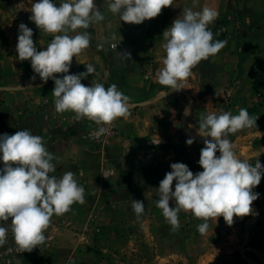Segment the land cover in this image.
<instances>
[{"label":"rangeland","instance_id":"rangeland-1","mask_svg":"<svg viewBox=\"0 0 264 264\" xmlns=\"http://www.w3.org/2000/svg\"><path fill=\"white\" fill-rule=\"evenodd\" d=\"M36 2L0 0V136L20 130L41 136L55 157L56 170L50 175L59 179L73 172L85 189L86 202L53 215L45 242L31 252H20L11 221H0L9 230L0 247V264H264V173L253 189L259 194L251 205L253 214L234 217L231 226L222 216L210 219L206 234L197 231L203 221L184 211L173 232L156 206L159 183L172 163L187 165L193 174L203 171L199 159L205 137L198 134L202 115H237L246 108L259 117L256 128L228 139L239 159L253 165L259 160L264 166V0H197L195 6L193 0H175L139 25L120 21L108 11L107 0H94L105 19L77 30L89 32L91 42L73 57L67 74L85 73L92 64L95 72L82 84H116L130 98L129 114L99 136V126L87 118L77 120L71 111L57 113L54 80L43 82L30 60L17 59L21 23L32 29L38 51L53 38L29 19ZM53 2L59 6L61 0ZM204 6L218 11L209 29L214 40L226 44L192 70L186 89H168L157 80L166 55L163 32L184 8L200 11ZM54 75L62 79L65 74ZM188 139H193L191 145ZM133 200L144 203L139 219ZM169 203L175 207L174 200Z\"/></svg>","mask_w":264,"mask_h":264},{"label":"clouds","instance_id":"clouds-1","mask_svg":"<svg viewBox=\"0 0 264 264\" xmlns=\"http://www.w3.org/2000/svg\"><path fill=\"white\" fill-rule=\"evenodd\" d=\"M174 2L107 0V8L118 15L120 21L139 25L156 18L163 8L173 6ZM196 3L197 0H193L194 6ZM30 11L29 19L53 38L45 50L38 51L32 29L21 23L17 59L30 60L32 70L43 82L54 80L52 95L57 113L74 112L77 120L87 118L98 125V136L106 133L116 119L129 114L130 98L118 90L116 84L107 88L99 82H92L91 86L82 84L83 78L95 72L92 64L86 65L85 73L67 74L73 57L80 55L91 42L89 32L77 30H87L93 23L103 21L105 16L94 0H61L59 6L53 0H39L32 4ZM218 15V11L209 6L200 11L184 8L163 32L162 47L166 55L157 74L160 85L176 91L186 89L192 70L225 46L226 41L214 40L209 29ZM72 32L77 34L69 35ZM112 38L115 39L114 34ZM120 55L130 58L128 53ZM60 73L65 74L62 79L54 75ZM185 114L190 113L186 111ZM258 118L250 115L246 108H240L237 115L221 111L199 118L198 134L205 137L199 159L203 171L193 174L187 165L172 163V170L166 173L157 189L156 206L162 210L173 232L180 227L178 214L181 211L191 212L194 218L203 221L197 226L200 234L207 233L210 219L217 221L222 216L231 226L234 217L253 214L251 205L259 195L253 189L261 181L264 166L259 160L253 165L239 159L228 136L246 128H256ZM186 143L191 145L193 139ZM54 159L43 138L30 130L0 136V160L4 163L0 169V221H11V233L20 252H31L45 242L44 233L53 215L61 216L71 211L73 204L86 202L85 189L78 184L73 172H65L59 179L50 175L56 170ZM173 181H176L174 191ZM170 200L175 201V207H170ZM132 209L139 219L145 211L144 203L133 200ZM8 231L0 226V247L6 244Z\"/></svg>","mask_w":264,"mask_h":264}]
</instances>
